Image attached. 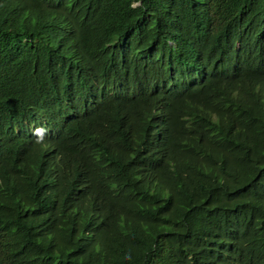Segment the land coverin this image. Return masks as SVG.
Instances as JSON below:
<instances>
[{
  "label": "trees",
  "instance_id": "obj_1",
  "mask_svg": "<svg viewBox=\"0 0 264 264\" xmlns=\"http://www.w3.org/2000/svg\"><path fill=\"white\" fill-rule=\"evenodd\" d=\"M0 264H264V0H0Z\"/></svg>",
  "mask_w": 264,
  "mask_h": 264
},
{
  "label": "clouds",
  "instance_id": "obj_2",
  "mask_svg": "<svg viewBox=\"0 0 264 264\" xmlns=\"http://www.w3.org/2000/svg\"><path fill=\"white\" fill-rule=\"evenodd\" d=\"M32 123H34V122H31L30 124H32ZM32 128H35V126H31V129H32ZM36 128H37V127H36Z\"/></svg>",
  "mask_w": 264,
  "mask_h": 264
}]
</instances>
